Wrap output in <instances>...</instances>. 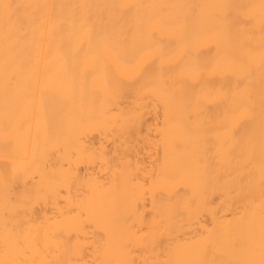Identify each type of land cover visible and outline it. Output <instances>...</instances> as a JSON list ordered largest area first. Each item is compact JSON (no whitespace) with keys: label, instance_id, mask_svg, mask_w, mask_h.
Instances as JSON below:
<instances>
[{"label":"bare ground","instance_id":"6f19581e","mask_svg":"<svg viewBox=\"0 0 264 264\" xmlns=\"http://www.w3.org/2000/svg\"><path fill=\"white\" fill-rule=\"evenodd\" d=\"M0 264H264V0H0Z\"/></svg>","mask_w":264,"mask_h":264}]
</instances>
